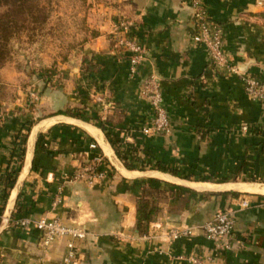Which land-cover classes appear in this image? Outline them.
<instances>
[{"label": "crops", "instance_id": "obj_1", "mask_svg": "<svg viewBox=\"0 0 264 264\" xmlns=\"http://www.w3.org/2000/svg\"><path fill=\"white\" fill-rule=\"evenodd\" d=\"M90 2L93 12L100 11L88 19L98 35L85 39L82 63L59 62L66 78L45 89L37 105L14 79L23 72L1 69L2 264H65L69 252L68 237L44 247L42 233L16 226V216L58 217L86 228L87 236L75 240L76 264H185L180 255L197 254L215 257L216 264H264V107L248 96L243 79L252 74L264 81V0H206L241 73L215 67L206 47L192 41L190 0ZM122 20L134 21L133 35L146 49L135 76L112 34ZM88 63L93 72H84ZM153 73L170 115L169 135L141 132L153 118L141 85ZM67 108L82 109L88 119L56 114ZM100 123L120 139L131 131L133 142L123 147L132 169ZM20 133L27 137L23 162L15 147ZM158 163L178 175L158 171ZM90 165L107 176L92 183L76 178ZM145 187L162 197L141 233L138 199ZM57 195L61 201L54 206ZM243 198L250 206L237 214L230 249L218 252L199 227ZM171 227L194 232L169 241L164 233Z\"/></svg>", "mask_w": 264, "mask_h": 264}, {"label": "built area", "instance_id": "obj_2", "mask_svg": "<svg viewBox=\"0 0 264 264\" xmlns=\"http://www.w3.org/2000/svg\"><path fill=\"white\" fill-rule=\"evenodd\" d=\"M193 9V20L196 31L192 37V41L197 45H203L208 51L211 63L222 69H228L233 73H241L240 69L231 62L228 54L224 49L225 33L223 28L210 14L206 0H190ZM135 23L132 20H122L115 25L114 37L120 48V53L124 56L129 54L130 72L135 76L146 58V49L141 41L133 35ZM245 88L248 96L264 107V81L252 74L243 75ZM142 96L150 103L153 118L151 122L141 128V132L145 135L152 133H160L169 135L172 132V123L168 109L165 104L160 80L156 74L146 77L141 85ZM31 98L35 102L39 99L36 92H31ZM118 132V131H117ZM121 138L123 145L133 142L131 131H125ZM96 148V144L91 145ZM107 176L105 171H98L95 165L86 166L80 169L76 174L78 179H87L90 183L97 179H103ZM61 201V196L55 197L54 206ZM250 206V201L243 198L238 207L220 210L216 215L199 227L204 235L210 240L215 249L220 252L231 247V235L236 225V217L241 209ZM14 224L23 229L39 230L42 233V244L44 247H50L55 241L68 237L69 252L65 259V264H76L78 253L76 251V239H83L87 236L86 228L69 225L64 223L58 217H40L16 216ZM194 228L190 227H171L165 233V237L169 241L178 240L182 237L192 235ZM185 260V264H216V258L213 256L204 257L203 255H180L178 257ZM0 264H2L0 258Z\"/></svg>", "mask_w": 264, "mask_h": 264}, {"label": "rangeland", "instance_id": "obj_3", "mask_svg": "<svg viewBox=\"0 0 264 264\" xmlns=\"http://www.w3.org/2000/svg\"><path fill=\"white\" fill-rule=\"evenodd\" d=\"M2 3L0 75L6 65L13 72L22 71V75L13 74L14 79L23 82L29 103L37 105L45 89L59 85L60 79L66 78L59 70V62L73 63L75 67L77 61L83 62L85 39L96 33L88 19L100 11H92L90 5L94 6V2L90 0H3ZM45 69L57 73L43 72ZM31 92L39 95L37 101L32 100Z\"/></svg>", "mask_w": 264, "mask_h": 264}, {"label": "trees", "instance_id": "obj_4", "mask_svg": "<svg viewBox=\"0 0 264 264\" xmlns=\"http://www.w3.org/2000/svg\"><path fill=\"white\" fill-rule=\"evenodd\" d=\"M3 0H0V4L2 3ZM6 2H10V0H6ZM98 35V33L96 32L94 37H96ZM95 70V66L92 63H88L86 64V66L84 65V72H93ZM46 73H51V74H55L57 73L55 70L53 69H45ZM56 114H63V115H67V116H71L77 119H81V120H87L88 116L86 115V113L82 110V109H73V108H69V109H65V110H61L59 112H57ZM100 127L106 132L107 137L110 139V141L112 142L117 155L119 158H121L122 160H124V163L126 165L127 168L132 169V164H130L127 161V156L125 155L126 151L123 147V144L121 142V139L117 136V135H112V131L108 128V126L104 123H100ZM26 135H22L21 133L18 135V138L15 141V147L16 149L18 148V158L20 160V162L24 161V157H25V143H26ZM20 140V141H19ZM41 141V138L38 141V145L39 142ZM145 169V165L143 167ZM156 169L158 171L164 172V173H170L173 175H178V172L175 169H170L167 168L163 163H158L156 165ZM17 179V172L14 173H10L9 175V184L11 186H14L15 182ZM8 193H6L7 196ZM162 197V193L160 191H154L153 189L149 188V187H145L144 191H143V195L138 199V223H137V227L138 230L141 233H145L147 231V227H148V223L151 222L157 212H158V207L156 206L157 200Z\"/></svg>", "mask_w": 264, "mask_h": 264}, {"label": "bare ground", "instance_id": "obj_5", "mask_svg": "<svg viewBox=\"0 0 264 264\" xmlns=\"http://www.w3.org/2000/svg\"><path fill=\"white\" fill-rule=\"evenodd\" d=\"M264 190V189H263Z\"/></svg>", "mask_w": 264, "mask_h": 264}]
</instances>
